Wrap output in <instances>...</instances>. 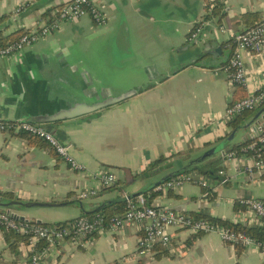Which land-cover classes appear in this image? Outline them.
Listing matches in <instances>:
<instances>
[{
    "label": "crops",
    "instance_id": "0c3cea01",
    "mask_svg": "<svg viewBox=\"0 0 264 264\" xmlns=\"http://www.w3.org/2000/svg\"><path fill=\"white\" fill-rule=\"evenodd\" d=\"M72 1L0 0V17H8L2 36L24 35L49 21L52 12L45 16L47 11ZM215 1L95 0L106 15L105 25L98 26L85 15L19 54L0 57V121L42 125L85 167L73 170L43 140L0 133V203L61 204L0 210L57 225L99 215L123 202L125 193L150 191L156 206L232 224L243 210L235 209L238 201L264 200V172L239 173L240 165L224 161L222 170L231 181L217 186L221 179L217 174L213 180L217 189L208 198L192 183L166 194L152 193L168 175L233 133L226 120L231 102L264 88V54H244L247 87L233 86L227 69L234 50L230 33L260 24L264 0H221L222 8L214 11ZM207 3L212 4L209 9ZM210 14L214 15L209 20L202 19ZM202 22L206 25L198 40L203 39L188 43L190 32ZM219 47L222 55L210 54ZM78 105L96 108L70 116ZM263 126L264 105L253 111L252 120L240 126L228 145L250 140L253 135L246 130ZM161 158L163 163L151 170ZM105 173L120 184L116 196L99 182ZM92 190L97 191L94 197L81 198ZM2 193L13 198L4 199ZM141 237L138 226L130 224L81 243L64 241L45 264H131L122 261L136 253ZM193 237L177 231L169 249L159 248L165 254L157 256L161 253L157 251L136 264H264L256 247L233 248L215 233L201 234L190 245ZM24 243L20 235L1 233L0 264H26Z\"/></svg>",
    "mask_w": 264,
    "mask_h": 264
},
{
    "label": "built area",
    "instance_id": "2783aa9c",
    "mask_svg": "<svg viewBox=\"0 0 264 264\" xmlns=\"http://www.w3.org/2000/svg\"><path fill=\"white\" fill-rule=\"evenodd\" d=\"M95 0H73L62 8L56 9L48 22L33 29L20 37L16 42L8 44L0 49V57H9L23 52L25 49L37 44L40 40L57 34L67 22H77L85 15H89L98 26L107 23L106 15L100 10ZM202 22L195 27L188 36V42L195 43L202 34ZM234 43V50L229 61V81L233 86L247 87L249 84L247 68L244 62V54L253 52L258 55L264 54V20L241 33H230ZM264 105V88L236 102H231L226 113V120L231 121L245 111H254ZM250 128L251 135H256L261 129ZM0 133L8 135H28L47 142L70 168L76 171H84L85 167L77 161L48 129L42 125L31 122H3L0 121ZM224 162H235L241 166L239 173L256 174L264 172V134H257L256 137L246 146L239 150L223 152L221 154ZM218 175L217 186L227 185L231 178L224 170ZM99 182L104 188H110L117 183L113 174L105 173L99 177ZM192 183L203 189V196L208 198L215 187V182L198 173L180 174L174 179L156 187L152 193L166 194L169 191L178 189L184 184ZM97 191H84L81 198H92ZM126 212L122 216L106 217L97 215L94 218L80 217L75 222L62 223L57 225H44L37 221L20 219L11 210H0V234L4 232L16 233L25 239L23 244V255L26 264H45V259L52 253L59 244L64 241H71L75 244L81 243L95 235L116 233L123 230L130 224H135L142 232L137 251L130 259L122 262L136 264L142 259L153 257L157 249H169L174 234L177 231H187L192 235L211 234L219 235L221 240L231 247H256L264 255V245L244 232L237 231L232 227H225L215 224L203 218H197L190 214L181 212L168 205H154L150 195L143 193L131 195L125 193L122 196ZM243 210L240 211L232 224L252 225L255 227L264 226V202L258 199H243L240 202ZM181 255L183 252H179ZM128 260V261H127ZM114 264V263H111Z\"/></svg>",
    "mask_w": 264,
    "mask_h": 264
},
{
    "label": "trees",
    "instance_id": "16d2710c",
    "mask_svg": "<svg viewBox=\"0 0 264 264\" xmlns=\"http://www.w3.org/2000/svg\"><path fill=\"white\" fill-rule=\"evenodd\" d=\"M216 3V4H215ZM212 4L207 3L206 5V9H209L211 7ZM222 3L221 0H216L214 2V11L218 10L219 8H222ZM213 11V13H214ZM53 11H47L45 13V16H50L51 13ZM214 14H210V15H206L204 16L202 19L205 21L209 20L211 18V16ZM8 17L7 16H2L0 17V49L3 47H6L8 44L16 42L20 39V36H16L15 34L10 35L9 37L4 38L2 36V28L3 26H5V23L7 22ZM253 117V111H245L243 113H241L240 115L236 116L235 118H233L228 124L229 127L232 129V131L238 129L242 124H245L247 122H250L252 120ZM246 131H250V128H248ZM264 134V126L262 128V132H260V135ZM25 137H27V139L32 140L35 137L32 136H28V135H24ZM253 137L255 138L256 135ZM251 138L250 140H246L242 143L239 144H234V145H228L225 152H229V151H233V150H239L241 147L248 145L249 143H251V141L254 138ZM223 141V139H222ZM164 159H159L157 161H155L154 163L151 164V170L156 169L161 163H163ZM223 158L219 157L216 160H207L204 163L200 164L198 167L193 166L191 167L189 170H186L180 174H190V173H198L200 175L206 176L212 180H217V174L223 169ZM151 172V171H148ZM145 173V172H144ZM179 174V175H180ZM119 183H117L116 185L108 188L110 190H122L119 187ZM150 193V191H145L143 192V194L148 195ZM4 199L10 200L11 198H13V195L11 193H2L1 195ZM264 202V200H262ZM243 209V207L240 205L239 201L236 203L235 205V209L239 210V209ZM126 212V208H125V203L121 202L119 204H114L113 206H111L109 209L107 210H102L100 212L99 215H103L106 216L108 218L113 217V216H122L124 215V213ZM96 215H91V216H83V217H88V218H94L96 217ZM197 218H203V219H207L209 221L214 222L215 224H219L225 227H232L233 229L237 230V231H241L246 233L247 235L253 237L255 240H257L259 243L264 245V226L262 227H249L247 225H234L231 224L229 221L224 220V219H220V218H214V217H209L206 215H201V214H197L196 215ZM77 219L72 220L70 222H75ZM69 223V222H67ZM45 225V224H44ZM13 233V232H10ZM15 236H19L18 234L14 233ZM22 237V236H21ZM199 237H201L200 234L195 235V237H193L192 239H190L189 244L191 245L196 239H198ZM24 238V237H22ZM15 245V243H14ZM158 252H161V249H157ZM161 254H165L161 252V253H157V256H160Z\"/></svg>",
    "mask_w": 264,
    "mask_h": 264
},
{
    "label": "water",
    "instance_id": "95a60500",
    "mask_svg": "<svg viewBox=\"0 0 264 264\" xmlns=\"http://www.w3.org/2000/svg\"><path fill=\"white\" fill-rule=\"evenodd\" d=\"M210 54H212L214 57H217V55H222V49L219 47L217 49H215L214 51H210ZM115 102V101H114ZM96 107H88L86 105H78L77 107H75L71 112L70 116H75V115H81L84 113H88V112H92L95 110ZM248 127H250V125H248ZM241 127H239L238 129H236L235 131H233V133L226 138L225 140H223L221 143H219L217 146H215L213 149H210L209 151L205 152L201 157H199L198 159H195L193 161H191L186 167H184L181 171L177 172V173H173L171 175H168L166 178H164L160 183H158L157 185H155L154 188L174 179L176 176H178L180 173L189 170L191 167L196 166L198 167L200 164L204 163L205 161L209 160L210 158H212L214 155L217 154H221L223 153L228 144L234 139L236 133L238 132V130H240ZM153 188V189H154ZM13 205H20L23 206L24 208H40L42 206L46 207V206H61V204H42V203H38V202H21L19 200H11L6 204H1L0 206L5 207V208H10Z\"/></svg>",
    "mask_w": 264,
    "mask_h": 264
},
{
    "label": "rangeland",
    "instance_id": "374dc122",
    "mask_svg": "<svg viewBox=\"0 0 264 264\" xmlns=\"http://www.w3.org/2000/svg\"><path fill=\"white\" fill-rule=\"evenodd\" d=\"M203 38H201L200 40H202ZM200 40H198V41H200ZM188 43H190V42H188ZM114 193H115V196L118 194V190H114Z\"/></svg>",
    "mask_w": 264,
    "mask_h": 264
}]
</instances>
